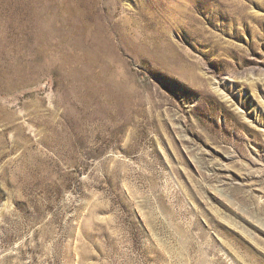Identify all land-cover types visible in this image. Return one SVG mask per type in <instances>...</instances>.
<instances>
[{
	"label": "rangeland",
	"instance_id": "rangeland-1",
	"mask_svg": "<svg viewBox=\"0 0 264 264\" xmlns=\"http://www.w3.org/2000/svg\"><path fill=\"white\" fill-rule=\"evenodd\" d=\"M0 264H264V0H0Z\"/></svg>",
	"mask_w": 264,
	"mask_h": 264
}]
</instances>
